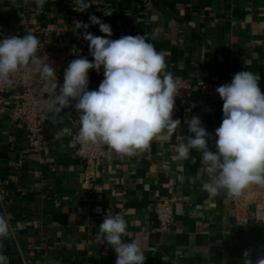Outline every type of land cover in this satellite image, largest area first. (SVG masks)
<instances>
[{"label":"crops","instance_id":"1","mask_svg":"<svg viewBox=\"0 0 264 264\" xmlns=\"http://www.w3.org/2000/svg\"><path fill=\"white\" fill-rule=\"evenodd\" d=\"M92 2L86 12H77L74 0H46L42 7L35 0H0V39L31 33L40 41L38 57L61 51L92 61L84 29L74 32L73 22L90 23L95 15L111 26V39L146 34L175 79L217 88L247 70L260 75L264 93V0ZM105 8L111 16L104 15ZM87 31L104 36L99 25ZM88 75V89L97 90L103 68ZM19 93L15 81L7 86L0 111V215L10 225L0 251L9 264H115L112 247L97 239L104 215L115 214L126 220L145 264H244L245 250L253 260L264 254V211L248 205L238 214L223 191L210 196L202 187L207 175L197 174L196 150L195 165L176 159L175 147L191 135L184 123L191 116L199 117L216 151L215 130L223 118L218 93L193 91L183 104L176 102L173 119L181 125L171 136L159 134L135 155L107 156L89 182L83 176L87 163L76 154L74 125L63 112H51L41 132L30 133L13 116ZM166 198L176 200L173 222L169 230L157 231L155 205Z\"/></svg>","mask_w":264,"mask_h":264},{"label":"clouds","instance_id":"2","mask_svg":"<svg viewBox=\"0 0 264 264\" xmlns=\"http://www.w3.org/2000/svg\"><path fill=\"white\" fill-rule=\"evenodd\" d=\"M45 2L35 0L39 7ZM74 3L77 12H86L93 4L92 0H74ZM103 12L111 16L113 11L105 8ZM89 22L74 20L73 30L84 29L83 39L89 44L93 60L73 59L59 85L54 62L36 55L40 41L34 34L0 39V85L11 87L13 74L31 65L56 93L48 111L60 114L72 100L76 101L74 108L80 123L77 139L83 145L102 143L118 154L135 155L148 148L159 134L171 136L181 125L180 119H173L176 79L166 70L163 53L147 41L146 34L111 39L109 24L95 15L89 17ZM90 25H99L104 36L87 31ZM101 68L104 79L97 90H89V70L99 73ZM259 81L257 72L246 70L234 74L230 84L215 89L223 100L222 123L215 130V152L209 148L211 134L199 117L184 120L191 135L175 147L176 159L190 160L195 165L192 150L201 154L197 174L207 175L208 181L202 187L212 197L223 191L227 197L239 198L250 185L264 186V93ZM127 228L122 215H104L97 239L112 247L115 264H145L146 257ZM9 235V222L0 215V241ZM125 237L131 242H125ZM243 257L244 264H264V254L253 260L250 251L245 250ZM0 264H9V257L2 251Z\"/></svg>","mask_w":264,"mask_h":264},{"label":"built area","instance_id":"3","mask_svg":"<svg viewBox=\"0 0 264 264\" xmlns=\"http://www.w3.org/2000/svg\"><path fill=\"white\" fill-rule=\"evenodd\" d=\"M8 36L12 35L10 34ZM47 57L50 61L54 62L52 66L56 71L59 85L61 84L64 70L68 67L69 63L77 57H73L61 51H46L40 56L44 61L47 60ZM13 78L17 86L20 88V93L16 96L17 103L13 108V116L15 119L19 120L30 133L38 134L43 129V126L51 113L48 111V108L55 99L56 93L50 85H45L44 81L39 78V75L31 65L21 67L13 74ZM176 84L177 96L175 97V103L179 102L183 104L193 91L205 92L210 90L217 93L215 91L216 88H214L208 81H197L192 83L182 78H178L176 79ZM6 87L7 86L0 85L1 112L5 111L1 95ZM62 112L64 117L74 125L75 140L77 144L76 154L81 160L87 163V168L83 173L84 179L87 182L93 181L96 176L97 165L109 155L120 157L123 154L116 153L102 143L95 145L90 144L88 146L83 145L77 139L80 128L77 111L70 105L63 109ZM175 203L176 200L174 198L160 199L156 202L155 214L157 216L158 224L155 230L166 231L170 229L173 222ZM233 203L238 214L242 210H245L248 205L256 206L259 212L264 211V186L255 184L248 186L241 197L233 198Z\"/></svg>","mask_w":264,"mask_h":264}]
</instances>
